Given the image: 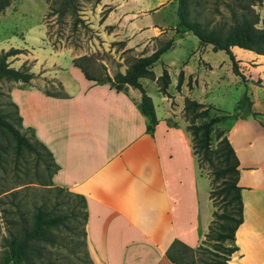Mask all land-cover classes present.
<instances>
[{
    "label": "crops",
    "instance_id": "obj_1",
    "mask_svg": "<svg viewBox=\"0 0 264 264\" xmlns=\"http://www.w3.org/2000/svg\"><path fill=\"white\" fill-rule=\"evenodd\" d=\"M99 1L107 7L118 3L105 26L124 23L125 46L139 52L136 56L144 55L142 45L151 39L174 37L168 52L174 41L190 32L174 33L178 23L174 0ZM169 6L176 17L170 23L156 17ZM230 49L245 77L240 83L242 95L249 97L252 111L264 116V55L238 46ZM221 50L201 44L164 63L170 76L168 95L159 92L167 103L166 111L156 114L152 133L146 130L140 90L131 85L115 90L107 83L87 80L72 66L65 77L76 78L69 81L67 96H44L30 102L32 108L24 119L53 153L61 182L85 199L83 229L90 264H173L167 257L173 241L193 249L203 245L215 211L209 197L211 181L197 165L192 134L180 111L169 106L174 101L183 108L185 97L206 104L191 94L192 88L202 79L201 65L210 73L226 63L225 56L216 55ZM191 59L195 67L190 66ZM231 65L229 56L226 67L231 69ZM152 69L157 77L163 68L160 72ZM180 71L182 83L177 90ZM231 75L239 77L233 71ZM139 80L145 89L148 80L157 85L149 78ZM215 111L236 114L238 102L234 113ZM217 124L238 158L242 200V223L232 242L236 250L226 264H264V121L253 116L226 118Z\"/></svg>",
    "mask_w": 264,
    "mask_h": 264
},
{
    "label": "rangeland",
    "instance_id": "obj_2",
    "mask_svg": "<svg viewBox=\"0 0 264 264\" xmlns=\"http://www.w3.org/2000/svg\"><path fill=\"white\" fill-rule=\"evenodd\" d=\"M7 2L8 5L0 11V50L20 49L21 52L9 57L7 62L10 67L32 72L33 76L24 83L0 78V112L6 115V119L19 133L39 148V152L35 155L24 148L21 155L16 157L14 140L8 135L0 137L4 148L0 158V250L3 249L4 240L20 236L21 230L32 224L34 214L41 209L47 217L59 216L62 219L47 231L55 241H32L30 248L33 254L30 263L20 264H90L82 230L84 219L80 212V201L58 178L59 166L53 153L25 119L32 99L67 96L69 81H74L76 77L65 76L70 73L71 66L74 67V59L84 55L91 56L90 60L84 61L88 68L101 74L104 71L100 68L102 66L109 75H114L117 71H124L127 62L131 57H138L136 53L139 52L126 48L124 23L105 26L106 17L118 3L107 7L101 6L99 0H75L76 6L72 11L67 8L63 14H59L52 11L60 5L54 0ZM186 3L189 18L202 23L209 22L215 27L223 23L228 26L231 23V12L240 14L241 5L245 3L251 5L259 14L257 25L262 26L264 22V0H186ZM172 9V6L164 8L156 17H164L170 23L175 17ZM169 39L173 40L174 37L162 36L149 40L142 45L141 54H150ZM174 42V48L161 54V59L152 65L157 72L161 71L164 63L171 62L173 58L178 59L182 54L175 57L178 52L183 51L185 54L188 49L201 45L198 37L191 32ZM184 54L181 55L182 58ZM216 55L225 56L226 63L210 73L201 65L202 79L199 85L194 87L189 82V87L193 86L191 94L203 100L206 103L204 105L209 107L207 115L190 120L191 111L185 112L184 106L179 108L174 101L170 103V108L180 111L179 115L186 122L187 128L200 126L218 115L219 112L215 109L234 113L237 101L242 97L241 78H233L232 70L226 67L229 56L224 50ZM190 66L195 67L192 59ZM169 69L174 73L173 66L169 65ZM156 86V83L148 80L145 90L156 108L155 113L161 115L165 113L167 103L160 98L162 94ZM170 88L174 89L172 86ZM259 114L256 116L264 121V116ZM217 125H213L210 131L213 149L217 143ZM191 129L192 127L188 128L189 132ZM47 137L50 139L49 135ZM202 137L200 130L197 135H192L193 147L202 143ZM38 144H43L46 150L40 149ZM51 145L54 146L53 142ZM210 159L211 161L202 162L199 160L197 165L202 173L212 177L213 170L218 166V159L214 154ZM221 181L220 178L213 185L214 189H218ZM219 198L216 193L212 195L215 208L220 212L225 209L226 202ZM212 243L213 241L206 240L201 245L202 248H198L193 257L194 264H207V251L212 249Z\"/></svg>",
    "mask_w": 264,
    "mask_h": 264
},
{
    "label": "trees",
    "instance_id": "obj_3",
    "mask_svg": "<svg viewBox=\"0 0 264 264\" xmlns=\"http://www.w3.org/2000/svg\"><path fill=\"white\" fill-rule=\"evenodd\" d=\"M59 2L60 5L57 9H53V12L63 14L66 9L71 11L76 6L75 0H54ZM177 3V16L178 23L175 28V32L189 31L198 37L200 44L212 45L214 51L225 50L231 60V69L233 73L244 81L245 77L237 68V62L231 52L230 47L238 46L243 49L262 53L264 55V22L262 26H258L259 14L254 11L251 5L245 3L241 5V13L231 12V23L228 26L221 24L218 27L210 25L209 22H199L197 19H191L187 16V3L186 0H176ZM8 5L7 0H0V11ZM173 46V40L169 39L163 42L159 47L155 48L153 52L147 55L131 57L127 62L126 69L122 72L117 71L114 75H109L105 69L99 74L88 68L84 61L90 60L91 56H81L72 61L73 66L78 68L83 76L87 80H94L99 83H107L115 90H122L126 85L140 90V108L141 112L147 117L148 125L147 132L152 133L155 124L157 123V117L155 113L154 104L151 98L147 94L144 86L140 82V78H149L156 80L158 89L168 95L167 88L170 83V76L162 67V73L157 77L154 75L151 68L157 60L160 59L161 54L166 52ZM21 52L20 49L10 48L7 51L0 50V78L9 79L14 81L28 82L33 73L27 70H20L10 67L7 60L9 57L17 55ZM183 72L180 71L178 75V81L176 89L179 90L182 83ZM259 82V80H256ZM246 93L239 98L238 113L236 114H221L211 117L207 122L200 126H190V134L197 135L200 130L202 137V143L198 147H194L195 155L198 162L211 161L212 154L216 155L218 159V166L213 170L210 190V199L212 195L216 193L220 198L226 202L225 209L218 211L215 208L213 212V219L207 230L205 241H213L211 247L207 252V264H226L232 253L236 250V247L232 244L235 237V229L242 223V200L241 187L238 186L239 169L237 167L238 158L235 151L228 140V137L222 134L221 130L216 131L215 138L217 140L216 147L211 148V134L212 126L221 122L226 118H247L250 116H256L258 112L252 111L251 101L248 99ZM184 110L185 112L191 111V119L194 120L199 116L205 117L207 115L208 106L197 102L196 99L185 97L184 98ZM2 135L10 136L15 142V155L19 157L22 153V149H26L35 155L38 154L39 148L30 142L27 137L18 132V130L7 119L6 115L0 112V137ZM40 149L46 150L43 144H38ZM3 146L0 143V158ZM222 179L221 185L218 189H214V184L218 180ZM217 190V191H216ZM80 201V212L84 219V225L87 218L86 202L85 199L79 195L73 193ZM219 198V199H220ZM213 202V200H212ZM214 207L216 204L213 202ZM74 212V211H73ZM74 215H77L75 213ZM61 217H47L46 213L39 209L33 216V222L29 227H25L21 230L20 236L12 237L4 240L3 249L0 250V264H20L23 262L30 263V257H32V251L30 244L32 241L43 240L46 242H54L55 239L47 234V231L53 226L57 225L61 221ZM84 232V229H82ZM85 236V232H84ZM203 246V245H202ZM200 245L198 248H202ZM197 249H193L190 246H186L179 240H175L170 245L167 251V257L173 264H194V256Z\"/></svg>",
    "mask_w": 264,
    "mask_h": 264
}]
</instances>
